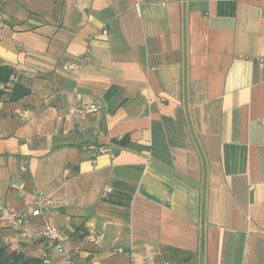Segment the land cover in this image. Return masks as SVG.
I'll use <instances>...</instances> for the list:
<instances>
[{
	"label": "crops",
	"instance_id": "obj_1",
	"mask_svg": "<svg viewBox=\"0 0 264 264\" xmlns=\"http://www.w3.org/2000/svg\"><path fill=\"white\" fill-rule=\"evenodd\" d=\"M1 65L0 200L76 264H264V0H0Z\"/></svg>",
	"mask_w": 264,
	"mask_h": 264
},
{
	"label": "built area",
	"instance_id": "obj_2",
	"mask_svg": "<svg viewBox=\"0 0 264 264\" xmlns=\"http://www.w3.org/2000/svg\"><path fill=\"white\" fill-rule=\"evenodd\" d=\"M137 11L139 6L136 5ZM65 71H75L80 68L77 63L67 62L62 66ZM101 110L99 104H93L87 109L69 108L68 112L83 120L86 114L97 113ZM85 150L102 153L101 148L88 145ZM110 190H107L109 192ZM55 200L47 194L35 193L31 199V207L26 212H17L6 207L0 200V223L8 228L16 237L18 246L30 240L33 242H42L50 249V251L59 258H62L65 264H76L74 255L71 250L65 246L66 231L72 233L71 227L64 229L54 226L47 217V213L55 208ZM68 238V237H67ZM91 242H95V237L89 238ZM8 239L0 237V247L6 245ZM42 264H52L49 254H44Z\"/></svg>",
	"mask_w": 264,
	"mask_h": 264
},
{
	"label": "trees",
	"instance_id": "obj_3",
	"mask_svg": "<svg viewBox=\"0 0 264 264\" xmlns=\"http://www.w3.org/2000/svg\"><path fill=\"white\" fill-rule=\"evenodd\" d=\"M12 74L13 70L9 66H0V85L2 86V89H7L9 91L4 92L1 90L0 94H6L9 102L18 101L28 94V91L21 85L17 83L10 84V77ZM0 228H5V226L0 223ZM11 234L14 241L10 238L6 245L0 247V264H42V258L36 259L26 256V254L20 250L23 244L18 246L16 237L13 233ZM82 236L83 234L77 237L82 238Z\"/></svg>",
	"mask_w": 264,
	"mask_h": 264
},
{
	"label": "rangeland",
	"instance_id": "obj_4",
	"mask_svg": "<svg viewBox=\"0 0 264 264\" xmlns=\"http://www.w3.org/2000/svg\"><path fill=\"white\" fill-rule=\"evenodd\" d=\"M12 232L8 229V228H0V237H4L6 239H10L12 238V236L10 235Z\"/></svg>",
	"mask_w": 264,
	"mask_h": 264
}]
</instances>
